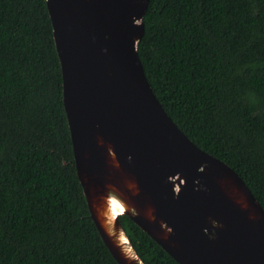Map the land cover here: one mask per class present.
Masks as SVG:
<instances>
[{"label": "trees", "instance_id": "1", "mask_svg": "<svg viewBox=\"0 0 264 264\" xmlns=\"http://www.w3.org/2000/svg\"><path fill=\"white\" fill-rule=\"evenodd\" d=\"M144 24L163 108L264 209V0H150ZM119 219L145 264H179ZM0 264H118L77 175L46 0H0Z\"/></svg>", "mask_w": 264, "mask_h": 264}, {"label": "water", "instance_id": "2", "mask_svg": "<svg viewBox=\"0 0 264 264\" xmlns=\"http://www.w3.org/2000/svg\"><path fill=\"white\" fill-rule=\"evenodd\" d=\"M46 3L77 175L116 262L145 264L126 215L179 264H264L263 207L176 125L146 77L138 46L150 0Z\"/></svg>", "mask_w": 264, "mask_h": 264}, {"label": "bare ground", "instance_id": "3", "mask_svg": "<svg viewBox=\"0 0 264 264\" xmlns=\"http://www.w3.org/2000/svg\"><path fill=\"white\" fill-rule=\"evenodd\" d=\"M114 206H116L117 212H122L123 211V208H122L121 205L119 206L118 204L115 203Z\"/></svg>", "mask_w": 264, "mask_h": 264}]
</instances>
